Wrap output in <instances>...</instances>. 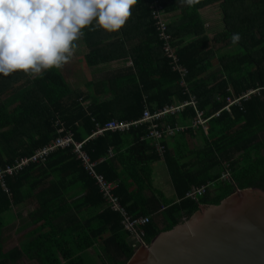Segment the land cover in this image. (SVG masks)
<instances>
[{
	"label": "trees",
	"instance_id": "1",
	"mask_svg": "<svg viewBox=\"0 0 264 264\" xmlns=\"http://www.w3.org/2000/svg\"><path fill=\"white\" fill-rule=\"evenodd\" d=\"M150 1L136 0L130 16L141 14L150 28L151 43H147V52L146 47H140L134 59L144 93L154 91V94L139 97L138 102L128 107V111L137 110V114L117 120L137 121L146 107L154 112L190 100L192 95L197 98L204 117L210 119L207 132L202 127L192 128L197 112L190 106L165 119L170 125L188 129L165 138L163 158L146 138L148 124L134 126L127 132L109 131L90 138L85 144L91 159L99 161L98 172L109 182L118 184L116 196L128 214L151 217L144 226L148 243L160 231L171 230L189 219L200 205H218L237 190L264 191V0H192L190 4L184 0H160L167 13L181 12L169 24V32L182 64L190 71L191 94H186L178 85L179 76L164 57L150 17ZM215 3H219L225 24L220 36L225 43H233L232 35L239 34V40L234 43L239 51L219 60L218 73L207 74L211 53L199 12ZM190 34L200 39L181 47ZM153 71L157 75L152 79ZM257 89L262 90L261 96L243 101L241 107L234 105L230 111L224 110L228 97L238 99L247 91ZM69 93L70 87L58 69L36 76L21 72L0 76V167L30 156L52 141L57 136V118L73 130L77 141H85L97 131L98 125L104 126L115 119H102L97 110H85L79 102L67 103ZM40 99L43 102L36 104ZM217 112L220 113L215 116ZM199 137L200 145L194 142ZM161 159L167 166L175 200L166 199L153 188L151 165ZM224 163L229 166V183L220 181ZM56 173L76 176L84 192L79 209L73 213H47L44 216L52 223L51 228L43 225L28 245L4 251L2 233L6 215L25 199L24 192L32 190L30 177ZM214 182L213 189L198 201L187 199L193 187ZM5 187L9 193L0 186V264H18L23 255L39 264H87L85 252L89 248L96 250L103 264H127L136 251L122 217L106 206L96 182L84 171L71 149L57 151L44 165L28 166L18 176L6 179Z\"/></svg>",
	"mask_w": 264,
	"mask_h": 264
},
{
	"label": "crops",
	"instance_id": "2",
	"mask_svg": "<svg viewBox=\"0 0 264 264\" xmlns=\"http://www.w3.org/2000/svg\"><path fill=\"white\" fill-rule=\"evenodd\" d=\"M199 13L205 36L209 39L208 51L211 53L209 62L211 68L208 69L207 74L218 73L219 60L228 54L238 52L239 46L231 42L225 43L220 36L225 31V24L219 3L206 6ZM180 16V10L167 13L170 24ZM149 32L150 28L141 14L130 16L118 32L105 33L103 30L85 29L84 37L76 42L77 48L71 59L58 69L70 87L67 103L76 101L85 110L94 108L102 119L110 117L118 119L137 114V110L128 111V107L134 101L138 102L139 97H151L154 94V91H150L148 95L144 93L141 74L134 59L140 47H146L145 52H147L148 44L151 43ZM198 39L200 36L190 34L184 39L181 47ZM150 75L153 79L157 72L153 71ZM42 102L43 99H40L35 103ZM99 105L103 107L98 109ZM90 138H93V135L85 141ZM194 142L202 144V140L198 138L194 139ZM125 149L123 151H126ZM151 172L153 188L166 199L175 200L176 194L164 160L153 163ZM61 183L65 184L66 189ZM29 186L33 188L24 192L25 199L14 205L9 215H6V226L2 233L4 251L20 249L28 245L36 238V231L42 229L43 225L51 228L52 223L44 216L47 213L77 212L84 196L82 186L77 183L76 176L73 175L61 176L59 173L52 176L32 175ZM55 186L58 188H54ZM129 239L133 244V238L129 236ZM85 254L91 261L100 259L94 248L87 249ZM35 262L38 263L36 260L29 261L23 255L17 263Z\"/></svg>",
	"mask_w": 264,
	"mask_h": 264
},
{
	"label": "clouds",
	"instance_id": "3",
	"mask_svg": "<svg viewBox=\"0 0 264 264\" xmlns=\"http://www.w3.org/2000/svg\"><path fill=\"white\" fill-rule=\"evenodd\" d=\"M191 3L192 0H184ZM136 0H0V76L60 69L84 30L118 32ZM232 42L239 40L233 34Z\"/></svg>",
	"mask_w": 264,
	"mask_h": 264
},
{
	"label": "built area",
	"instance_id": "4",
	"mask_svg": "<svg viewBox=\"0 0 264 264\" xmlns=\"http://www.w3.org/2000/svg\"><path fill=\"white\" fill-rule=\"evenodd\" d=\"M150 17L153 21L158 40L161 44L164 57L168 60V63L174 73L179 76L178 85L184 89L186 94H191L188 84V77L190 75L189 69L182 64L178 55V47L173 42V37L169 32V20L167 12L163 3L160 0H151L149 4ZM261 89L249 91L238 99L227 98V105L224 110L230 111V107L237 105L241 107L243 101H250L253 97L261 96ZM193 107L197 112V117L193 121L192 128L197 130L202 127L206 130L207 122L209 119L204 117V112L199 109V102L195 96L191 95V99L182 103H176L173 105H167L162 109H158L152 112L148 107L144 109L142 117L137 121H119L117 119L107 122L104 126L98 125L97 131L94 132L93 137L104 135L105 133L112 132H127L134 126L141 124H148V134L146 138L150 139L155 146V149L160 157H163L165 152V146L162 142L165 138H171L177 133L185 132L188 127L180 125H170L165 122L166 117L179 114L187 107ZM220 112H217L215 116H218ZM55 128L57 130V136L45 146L37 149L32 155L27 157H21L16 159L12 164L5 167H0V186L9 193L6 189V179L13 178L21 174L26 168L32 164H45L48 158L59 150L71 149L75 158L80 161L84 171L88 176L96 182L101 194L104 196L106 206L113 212L119 214L122 217V223L133 238V247L135 250L142 246H148L149 243L145 239L144 226H147L150 222V216L132 217L128 214L127 208L122 204L119 197L116 196L118 189L117 183L109 182L101 175L97 167L99 161L91 159L87 151L85 150L86 141H77L75 139L72 129H68L61 118H57L55 121ZM221 182H231L229 166L224 163V172L220 179ZM214 183H208L205 186L193 187L187 194L188 200L198 201L199 198L207 194V192L213 189Z\"/></svg>",
	"mask_w": 264,
	"mask_h": 264
},
{
	"label": "water",
	"instance_id": "5",
	"mask_svg": "<svg viewBox=\"0 0 264 264\" xmlns=\"http://www.w3.org/2000/svg\"><path fill=\"white\" fill-rule=\"evenodd\" d=\"M127 264H264V191L237 190L160 231Z\"/></svg>",
	"mask_w": 264,
	"mask_h": 264
},
{
	"label": "rangeland",
	"instance_id": "6",
	"mask_svg": "<svg viewBox=\"0 0 264 264\" xmlns=\"http://www.w3.org/2000/svg\"><path fill=\"white\" fill-rule=\"evenodd\" d=\"M200 141H201V138L199 137L198 138ZM199 145V144H198ZM87 258V264H103V262H102V260L101 259H99V261H91L88 257H86ZM24 264V263H23ZM29 264V263H28ZM30 264H39V263H30Z\"/></svg>",
	"mask_w": 264,
	"mask_h": 264
}]
</instances>
